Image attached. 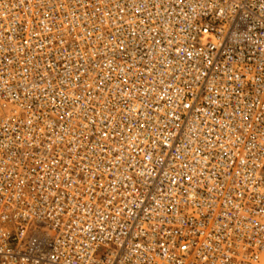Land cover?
Segmentation results:
<instances>
[{"label": "built area", "instance_id": "built-area-1", "mask_svg": "<svg viewBox=\"0 0 264 264\" xmlns=\"http://www.w3.org/2000/svg\"><path fill=\"white\" fill-rule=\"evenodd\" d=\"M0 264H264V0H0Z\"/></svg>", "mask_w": 264, "mask_h": 264}]
</instances>
